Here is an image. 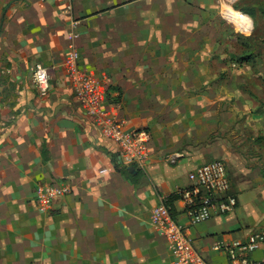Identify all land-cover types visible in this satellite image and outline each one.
<instances>
[{
  "label": "crops",
  "instance_id": "1",
  "mask_svg": "<svg viewBox=\"0 0 264 264\" xmlns=\"http://www.w3.org/2000/svg\"><path fill=\"white\" fill-rule=\"evenodd\" d=\"M147 1L155 0L6 1L0 16V264H173L165 239L151 227V211L188 188L199 166L168 163L152 137L145 170L122 165L118 146L77 100L68 67L76 54L75 72L106 83L105 114L127 130L145 129L134 108L108 98L111 78L105 76L108 64L124 56L121 36L137 32L125 26H141ZM35 66L48 73L46 97L33 84ZM232 161H222L231 195L240 193L238 185L233 189L240 172ZM44 186L65 191L47 213L37 202ZM172 216L208 264H229L213 245L245 239L256 223L254 212L238 202L232 213L196 226L178 201Z\"/></svg>",
  "mask_w": 264,
  "mask_h": 264
},
{
  "label": "rangeland",
  "instance_id": "2",
  "mask_svg": "<svg viewBox=\"0 0 264 264\" xmlns=\"http://www.w3.org/2000/svg\"><path fill=\"white\" fill-rule=\"evenodd\" d=\"M191 2L142 5L141 26H125L137 32L121 36L124 56L108 64V98L136 110L168 163L233 160L240 193L232 194L254 212L256 231L264 228V0ZM227 7L247 17L249 31L228 20Z\"/></svg>",
  "mask_w": 264,
  "mask_h": 264
},
{
  "label": "built area",
  "instance_id": "3",
  "mask_svg": "<svg viewBox=\"0 0 264 264\" xmlns=\"http://www.w3.org/2000/svg\"><path fill=\"white\" fill-rule=\"evenodd\" d=\"M76 58L73 54L68 67L74 93L86 116L104 138L118 146L122 165L145 170L150 159L151 134L145 129L127 130L123 122L105 114L106 83L93 75L75 72ZM32 81L39 96L46 97L49 92L47 71L35 66ZM169 163L174 164V160ZM188 180L190 186L174 195L191 226L236 209L237 199L230 194V179L222 161L214 160L199 166L189 174ZM64 192L53 186L41 187L37 192L39 211L47 213L54 200ZM150 224L155 233L165 239L173 264H208L194 249L186 229L174 220L165 200L151 211ZM212 250L225 254L229 264H264V228L251 232L243 240L216 242ZM253 254H259V260H253Z\"/></svg>",
  "mask_w": 264,
  "mask_h": 264
},
{
  "label": "bare ground",
  "instance_id": "4",
  "mask_svg": "<svg viewBox=\"0 0 264 264\" xmlns=\"http://www.w3.org/2000/svg\"><path fill=\"white\" fill-rule=\"evenodd\" d=\"M225 15L228 18V20L233 22L236 26L240 27L242 30L244 31L250 30V22L247 19V17L240 14H236L229 7L225 9Z\"/></svg>",
  "mask_w": 264,
  "mask_h": 264
},
{
  "label": "trees",
  "instance_id": "5",
  "mask_svg": "<svg viewBox=\"0 0 264 264\" xmlns=\"http://www.w3.org/2000/svg\"><path fill=\"white\" fill-rule=\"evenodd\" d=\"M134 171L137 173V169L134 168ZM123 173L127 176H130V173L127 171H123ZM178 197L176 195H170L165 199V205L168 206L172 210V205L175 201H177Z\"/></svg>",
  "mask_w": 264,
  "mask_h": 264
},
{
  "label": "water",
  "instance_id": "6",
  "mask_svg": "<svg viewBox=\"0 0 264 264\" xmlns=\"http://www.w3.org/2000/svg\"><path fill=\"white\" fill-rule=\"evenodd\" d=\"M128 170L131 171V172L133 171V169H131V168H129Z\"/></svg>",
  "mask_w": 264,
  "mask_h": 264
}]
</instances>
